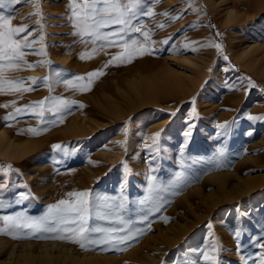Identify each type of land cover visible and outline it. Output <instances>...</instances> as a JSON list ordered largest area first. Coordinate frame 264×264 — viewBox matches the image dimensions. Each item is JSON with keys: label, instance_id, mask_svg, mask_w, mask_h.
<instances>
[{"label": "rangeland", "instance_id": "374dc122", "mask_svg": "<svg viewBox=\"0 0 264 264\" xmlns=\"http://www.w3.org/2000/svg\"><path fill=\"white\" fill-rule=\"evenodd\" d=\"M220 1L160 0L152 8L155 16L141 18L149 31L148 40L139 33L133 34L140 48L146 50L145 54L136 52L131 57L122 41L117 40L113 45L98 41L94 45L82 43L80 36L72 35L69 0H38L35 5L22 0L14 6L13 25H27L31 32L29 38L36 41L31 49H25L24 60L36 66L29 68L21 64L19 68H5L0 72V81H5L0 84V125L33 144L30 151L19 158L21 160H9L0 155V167L11 165L14 170L10 174L11 183L28 186L16 191L30 190L32 195L0 209V216L19 212L42 216L49 205L62 199L75 201V197L66 195L69 192L90 191L93 198L97 194L114 197L117 204L121 197H127L118 215L125 221H132V230L141 229L143 234L118 247L104 245L90 249L113 256V264H162L164 261L172 264L178 250L200 247L206 239L212 238L223 247L219 254L221 264H239L232 235V230L241 224L238 206L242 211L251 212L250 216L242 218L247 252H259L249 243V238L264 231V121L248 120L246 114L264 115V75H255L251 68L243 66L236 52L247 44L252 33L259 35L264 31V8H260L257 0ZM226 3L238 12L230 21L225 19ZM35 12H42V16L33 15ZM165 12L167 16L162 15ZM177 15L182 18L170 19ZM160 24L162 28L158 27ZM118 27L114 25L104 31H115ZM164 40L168 43H162ZM215 45L221 47L218 49ZM82 53L84 59L80 58ZM186 57L195 58L196 62L201 60L200 64L197 62L200 66L186 61ZM55 71H61V80L72 81L75 87L55 83L56 78L52 76ZM155 71L157 76L148 78V83L158 81V87L147 89L145 98L129 87L130 77L140 73L150 75ZM92 72H103V75L89 77ZM179 74L187 75L183 76L187 81L190 80L188 76L195 79L192 85L188 84L189 90L160 85L162 79L173 80ZM76 76L84 79L76 80ZM44 77H52L49 80L53 85L51 89L45 86ZM30 78L38 82L34 84ZM9 80L24 81L18 85L21 90H14L15 86L6 83ZM226 82L235 88L229 90ZM83 86L89 90L81 91ZM24 88L33 90L23 91ZM46 97L76 103L63 108L58 113L62 122L57 119L54 125L46 122L54 119L51 113L45 111L43 117L37 115L39 107L16 113V109H25ZM193 97L198 118L192 120L196 127L186 141L183 133L187 130ZM98 100L109 102L110 107L102 109ZM48 106L46 101L41 107L47 109ZM173 112L176 113L174 117L170 115ZM10 114L14 118L5 119ZM232 121L235 123L230 135L218 137L217 125ZM28 129H36L40 134ZM161 130H164L160 139L162 151L152 164L156 171L149 172L147 161L151 154L144 145L151 144L150 137ZM248 132L252 135H247ZM125 141L123 146L118 143ZM54 144L65 146L67 154L53 150ZM182 146L185 147L183 157L180 155ZM233 169L241 176H260L258 186L230 200L223 198L217 205L206 206L201 200L202 194L216 189L214 182L205 180L206 176L215 170ZM180 172L188 181L161 193L163 199L158 211L149 212L151 204H140L147 195L148 175L157 176L167 185ZM195 186L200 192L192 190ZM89 223L105 228L124 226L116 222V215L104 220L93 218ZM181 224H185V228ZM171 225L182 227L176 232V238L168 240L170 237H167V240H153L149 245H142L146 237L158 234L161 227L169 230ZM0 227H4V221H0ZM210 232L213 236H209ZM18 235L26 238L13 239L0 234V259L5 260L13 248L21 252L29 248L25 246L27 242H57L83 250L76 243L52 238L55 233L30 235L29 230H25ZM156 242L159 247L152 244ZM136 247L140 250L135 255L128 254Z\"/></svg>", "mask_w": 264, "mask_h": 264}, {"label": "snow or ice", "instance_id": "6c2138e0", "mask_svg": "<svg viewBox=\"0 0 264 264\" xmlns=\"http://www.w3.org/2000/svg\"><path fill=\"white\" fill-rule=\"evenodd\" d=\"M23 2H29L32 4L38 3V0H23ZM160 0H69L68 9L70 12V21L74 31L71 33L74 36H80L82 43L91 42L96 44L98 41L106 42L108 45H113L117 40L123 42V46L128 48V55L131 57L134 53L139 52L141 55L145 54L144 49L140 48L139 41L133 38V34L139 33L145 39L149 38V31L146 30L141 22V18L144 16L153 17L156 15L152 11L155 4ZM22 3V0H0V72L5 68L15 69L19 68L21 64H27L29 68L36 65L28 64L24 60L26 55L25 49H31L35 40L30 39L31 32L29 27L25 24L19 26L13 25L14 11L16 5ZM33 15L42 16V12H35ZM167 16L168 13H162ZM182 18L180 15L170 17V19L178 20ZM40 21H37L39 24ZM119 26L115 31H104V29H110L112 26ZM163 27V24L158 25ZM43 37H41V40ZM162 43H168V40L162 41ZM188 45H185L187 47ZM218 49L220 45H215ZM43 51V49H41ZM95 51V49H93ZM81 59L85 58V54L82 53ZM90 58V57H89ZM116 59L115 57L113 58ZM227 59V57H225ZM130 62V59H129ZM51 63L50 61L48 62ZM107 66V65H106ZM103 75V72L89 73V77ZM55 83H64L66 86L75 87L72 81L61 80L62 72L55 71L52 73ZM52 77H44L45 86L50 89L53 87L49 80ZM32 79V83H37L36 78ZM76 80H83L84 77L76 76ZM5 81H0V84ZM6 83L15 86L14 90L20 91L21 88L18 85H22L24 81H6ZM253 84L249 81V87ZM226 87L229 90L235 88L234 85L226 82ZM2 90V89H0ZM32 88H24L23 91H32ZM81 91L89 90L87 86L80 88ZM48 102L47 109L41 107ZM14 103V102H13ZM75 101H67L57 97H46L43 101L33 102L32 105L26 106L25 109H16V113H21L26 110H34L39 107L40 111L38 116L43 117L45 111L52 114L54 119L46 121L47 123L56 124L57 119L61 120L62 117L58 116L63 108L69 107ZM193 107L189 113L186 121L187 130L183 133L185 140L191 138L193 129L196 125L192 122L194 118H198V113L195 108V97L191 101ZM8 105H3L7 107ZM83 106V105H81ZM171 116H175L176 113H170ZM248 120L251 121H264V115L252 116L246 114ZM14 118L11 114L5 119ZM235 123L224 122L217 125L218 131L216 135L218 137H227L231 133V127ZM33 134H40L36 129H28ZM125 135L128 134V129L125 128ZM156 132L150 137L152 143L146 144L144 147L151 154V158L147 161L149 164V172H155L156 168L152 167V164L156 162L162 151L160 139L162 132ZM252 135V132L246 133ZM123 146L125 142H118ZM186 146V145H185ZM53 150H59L67 154L68 149L60 144H54ZM185 147L180 148V155L183 157ZM223 155V152L220 153ZM125 171H127V164L124 163ZM14 170L11 165L0 167V209H6L13 204H18L22 200L28 199L32 193L29 191H16L17 188L27 189L26 184H13L10 181V174ZM147 195L140 200L141 205L151 204L148 208L149 212L158 211L161 207L160 201L163 199L161 193L169 190L170 187H178L188 181L182 172L176 173L174 180L165 185L158 180L155 175H148L147 177ZM123 189V185H122ZM68 197H75V201L70 202L68 200H60L56 204L49 205L46 212L39 217L29 216L25 212H19L15 215L0 216V221H4V227H0V234L9 235L13 239L26 238L25 236L18 235V233L29 230L30 235L35 233H55L52 238L67 240L71 243H76L83 250H90L93 247L112 245L118 247L123 245L131 239H134L136 235L143 234L141 229L132 230V221H125L118 213L124 208V202L127 197H121L120 202L115 203L116 198L102 196L97 194L94 198L90 191L81 192H69L66 194ZM237 211L240 212L238 217L241 220V224L237 225L232 230L233 239L236 242V252L239 258V264H264V231H261L257 237H250L249 243L252 247L258 248L257 253H248L246 246L243 242V236L246 229L242 227V218L251 215L250 211H242L237 206ZM112 215H116V222L124 225L123 227L105 228L99 226H93L89 223L93 218L97 220L109 219ZM209 229L212 228L211 223L208 224ZM67 233L68 235H65ZM123 233V234H122ZM209 236H213L210 232ZM123 250V249H120ZM223 251L222 245L215 238L211 240H205L203 245L196 248H188L184 251H177L176 256L172 260V264H221L219 254ZM162 264H167L166 261Z\"/></svg>", "mask_w": 264, "mask_h": 264}, {"label": "bare ground", "instance_id": "6f19581e", "mask_svg": "<svg viewBox=\"0 0 264 264\" xmlns=\"http://www.w3.org/2000/svg\"><path fill=\"white\" fill-rule=\"evenodd\" d=\"M222 1L223 0H221L220 2H222ZM225 1L226 0H224L223 2H225ZM211 2H212V0H211ZM213 2H214V0H213ZM257 2H258L257 4L260 6V8H264V0H257ZM217 9H215V10H217ZM224 10H225V8H224ZM222 11H221V13H222ZM236 13H238L237 10L233 6H231V4H230V6L228 5L226 10H225V19L227 21H230L236 15ZM222 14L220 16H222ZM237 49L238 48H236V50ZM236 58L241 61L243 66H248V68H251L252 72L255 73V75L263 76L264 75V31L259 35H255V33L254 34L252 33V35L247 40V44L246 45L244 44V46H242L241 48H239V50H237ZM194 59H192L191 57L185 58L186 61L192 62L195 66H197V65L200 66L199 64H200L201 60L197 61V62H199V64H198ZM188 64H190V63H188ZM201 64H203V63L201 62ZM195 66H193V67H195ZM201 66H203V65H201ZM199 69L201 71V68H199ZM169 72H172V71H169ZM197 72H198V70L196 71V74H197ZM202 72H203V69H202ZM178 73H179V71H178ZM182 74H183V72H182ZM152 76L153 77L157 76V72L155 71L150 75L140 73L138 75H134V76L130 77L127 80V82H128L129 87H131L133 89L135 94H138L143 98L145 95V91L147 89L155 90L158 87V84H157L158 81L156 82V84H155V82H154V84L148 83V78H150ZM171 76H172V74H171ZM183 76L184 75L179 74L178 77L173 78V80L172 79L169 80L168 78H165V79H162V83H160V82L159 83H160V85L163 84L164 86L169 85L171 87L189 90L190 85H188V84L192 85V83L195 79L192 80L191 77L188 76L187 78H190V80L187 81V79L184 78L187 75H185L184 77ZM190 76H192L191 73H190ZM193 87H196V86H193ZM192 89H194V88H192ZM151 90H149V91H151ZM127 91H128V89H127ZM161 94H162V92H161ZM98 103L100 104L102 109L107 110L110 107V103L107 101L98 100ZM32 144H33V142L29 141L28 139L20 138V137L13 135L3 125H0V155L1 156L8 158L9 160H16V161L21 160L19 158H22L23 156H25L30 151ZM259 177L260 176H241L236 172L235 169H233L231 171H226V170L212 171L208 176H206L205 180H209V181L214 182L216 189L209 191L205 195L202 194L203 198L201 200L204 201V204L206 202V206L207 205H210V206L211 205H217L220 201L222 202L223 198L230 200L237 195L243 194L249 190L256 188L259 184V180H260ZM231 178H233V179L231 180ZM192 190L200 192V189L198 186H195ZM196 195H199V194H196ZM208 208H210V207H208ZM203 209H204V207H203ZM207 209H206V211H207ZM192 211H193V209H192ZM193 213H194V211H193ZM200 214H202V213H200ZM181 225L183 226V228H185V224H181ZM181 225L180 226L179 225H171V226H169V230L161 227L158 234H155L151 237L150 236L146 237L145 240L143 241L142 245H149L151 242H153V240H157V241L167 240L168 239L167 237H170L168 240H172V239L176 238L177 237L176 232H178V230L182 228ZM7 243H9V242L7 241ZM9 244H11V243H9ZM152 244L155 247H159L158 242L152 243ZM34 245H37V247H35ZM0 246H1V244H0ZM13 246L15 247L17 245L14 244ZM25 246H27L29 248H25L24 249L25 251L23 250L22 252L17 251L15 248L11 249L9 252V255L7 256V258L5 260L0 259V264H113V262L115 261L113 256L105 255L104 253H102L100 251L79 250L73 246L59 244L57 242H53V243L44 242V243H39V244L27 242L25 244ZM34 247L38 248V249H35ZM138 249H139V247H136L135 249L131 250L128 254L135 255L137 253ZM34 250H36L37 253H35Z\"/></svg>", "mask_w": 264, "mask_h": 264}]
</instances>
